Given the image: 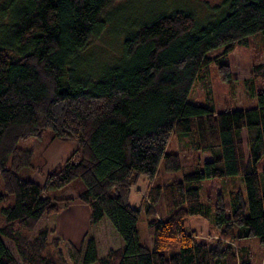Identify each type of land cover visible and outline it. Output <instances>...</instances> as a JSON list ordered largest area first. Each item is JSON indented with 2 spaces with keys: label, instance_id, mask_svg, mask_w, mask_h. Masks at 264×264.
Here are the masks:
<instances>
[{
  "label": "trees",
  "instance_id": "16d2710c",
  "mask_svg": "<svg viewBox=\"0 0 264 264\" xmlns=\"http://www.w3.org/2000/svg\"><path fill=\"white\" fill-rule=\"evenodd\" d=\"M116 1H0V264H19L4 240L21 264H250L230 243L256 238L264 251V63L243 81L256 100L250 108L215 110L208 69L232 84L227 57L254 34L264 37V0H222L202 20L189 0L158 8L124 38L122 63L94 80L72 78L67 64L104 30ZM195 83L204 87L203 106L187 101ZM47 130L76 142L78 158L58 164L41 186L18 176L32 162L18 143ZM171 136H185L190 153L210 158H195L182 180L151 186L146 202L131 207V188L154 179L161 164L167 173L182 171L179 154L166 151ZM232 176L243 191L216 195L210 225L219 238L198 241L183 224L207 218L209 206L192 183ZM76 179L84 189L74 197L47 194ZM159 199L164 218L154 212ZM73 200L88 205L93 229L79 247L55 229L60 205ZM141 211L150 246L138 241ZM173 240L178 250L166 257Z\"/></svg>",
  "mask_w": 264,
  "mask_h": 264
},
{
  "label": "rangeland",
  "instance_id": "374dc122",
  "mask_svg": "<svg viewBox=\"0 0 264 264\" xmlns=\"http://www.w3.org/2000/svg\"><path fill=\"white\" fill-rule=\"evenodd\" d=\"M1 1V0H0ZM179 0H119L114 4V8L106 15L104 30L87 44L79 57L67 64V69L72 78L82 80L83 78H91L95 72L99 73L101 70L121 62L123 53V41L126 36L131 34L135 26L141 24L147 19L149 14H154L158 8L168 9L173 8V4ZM183 1V0H181ZM185 1V0H184ZM222 0H189L187 8L191 9V13L197 20H202L203 17L210 12V8L218 5ZM162 2V4H160ZM172 3V4H171ZM249 46H236L233 52L229 53L227 61L232 68L231 77L232 84L222 82L216 73L213 66H209V81L212 89L213 104L217 111H222L225 106L235 109L250 108L256 105L255 98H248L243 81L248 79L250 69L253 64L264 63V37L260 34H254L249 38ZM222 49L212 51L209 55L212 57L218 55ZM97 74H95L96 76ZM258 90L262 84L256 83ZM204 87L202 85L194 84L188 94L187 101L195 105H204L206 101ZM243 144L245 143V135L242 134ZM57 138H52L50 130L44 132L40 138H29L21 140L18 147L32 152L31 167L23 168L19 171L18 176L22 179H27L36 182V184L43 185L46 174L53 170L51 167L54 164H61L67 159L61 153L56 144L49 145V143ZM62 141L61 139H57ZM72 141V140H66ZM189 140L185 136H171L168 140L166 151L169 153H178L182 164L181 172L167 173L164 171V166H159L158 172L154 179L141 180L137 185L131 188V193L128 203L133 208H138L142 201L146 202L148 190L152 186H163L167 182L182 180L181 173L188 170L191 165L195 163V158L203 162L210 158L208 153H190L187 148ZM73 143H76L72 141ZM49 145V146H48ZM47 150V151H46ZM244 153H247L246 148ZM78 158V155L75 154ZM262 166V164L260 165ZM193 186L198 187L201 202L209 206L207 218L189 217L183 224V230L187 233L194 231L198 241H207L211 245L219 238V233L212 229L211 218L212 209L216 195L219 192H230L232 190L240 189L243 191V184L240 176L226 177L222 179L204 180L201 183H192ZM188 184V185H192ZM187 185V186H188ZM84 189L82 182L79 179L72 181L67 188L52 190L47 194L50 197H67L77 194V192ZM67 205V204H66ZM68 206V205H67ZM65 204L60 205L59 212L56 218L57 233L65 236L63 239L69 241L75 247H79L82 237L85 233L91 235L93 229L90 227L89 219L84 218L78 214L73 208L69 210L64 209ZM155 215L157 218H164L166 215L162 200L159 199L154 206ZM90 218V215H89ZM147 217L141 211L137 221V235L140 244L147 246L151 245L152 238L148 234L146 227ZM112 240V238H110ZM5 245L13 254L19 264L20 259L11 242L4 240ZM227 244V242H226ZM234 250L244 249L247 261L250 264H263L264 251L257 245V239L248 241H241L239 243H230ZM178 250L177 240H173L168 250L163 254L168 257L171 253Z\"/></svg>",
  "mask_w": 264,
  "mask_h": 264
},
{
  "label": "crops",
  "instance_id": "0c3cea01",
  "mask_svg": "<svg viewBox=\"0 0 264 264\" xmlns=\"http://www.w3.org/2000/svg\"><path fill=\"white\" fill-rule=\"evenodd\" d=\"M53 144H56L59 151L61 153H59V155L61 154H64V157H66V159L71 155L73 154L75 151H77V144L76 143H73L72 141H65V140H57V139H54L52 140L49 145H53ZM48 145V146H49ZM47 151V150H46ZM58 164H54L51 168H55ZM31 181V180H29ZM33 182V181H31ZM36 183V182H35ZM39 185V184H38ZM75 194H73L72 197H74ZM68 205V206H67ZM67 205H65L64 209L66 210H69V208H73L74 211H76L78 214L82 215L84 218H87L89 219V215H90V212H89V207L87 204L83 203V202H80L78 200H73L72 202L68 203ZM60 210V209H59ZM62 210V209H61ZM60 210V211H61ZM55 228H56V222H55ZM56 232H57V229H56ZM58 234V233H57ZM61 238L62 237H65V236H62L60 234H58Z\"/></svg>",
  "mask_w": 264,
  "mask_h": 264
}]
</instances>
